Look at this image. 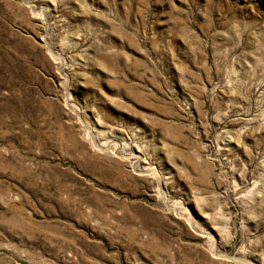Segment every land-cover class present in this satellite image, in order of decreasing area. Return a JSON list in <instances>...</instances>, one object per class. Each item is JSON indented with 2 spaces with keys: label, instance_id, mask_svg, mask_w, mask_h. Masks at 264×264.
<instances>
[{
  "label": "rangeland",
  "instance_id": "rangeland-1",
  "mask_svg": "<svg viewBox=\"0 0 264 264\" xmlns=\"http://www.w3.org/2000/svg\"><path fill=\"white\" fill-rule=\"evenodd\" d=\"M0 264H264V0H0Z\"/></svg>",
  "mask_w": 264,
  "mask_h": 264
},
{
  "label": "bare ground",
  "instance_id": "bare-ground-1",
  "mask_svg": "<svg viewBox=\"0 0 264 264\" xmlns=\"http://www.w3.org/2000/svg\"><path fill=\"white\" fill-rule=\"evenodd\" d=\"M89 127H91V126H89ZM92 129V128H91ZM93 133V132H92ZM119 149V148H118ZM132 157V156H131ZM156 174V173H155ZM156 177H158V175L156 176ZM161 178V177H160ZM157 179H159V178H157ZM162 181V180H161ZM161 186V185H160ZM159 186V187H160ZM162 192H163V190H162ZM162 192H160L161 194H162ZM163 195V194H162ZM182 209V208H181ZM185 209V208H184ZM187 210V209H186ZM185 210V211H186ZM190 210V209H189ZM192 215V214H191ZM191 219V218H190ZM193 222H194V219H193ZM190 223H191V221H190ZM193 226V225H192ZM196 226V225H195ZM197 229V228H196ZM209 235L211 234V233H208ZM237 261V260H236Z\"/></svg>",
  "mask_w": 264,
  "mask_h": 264
}]
</instances>
